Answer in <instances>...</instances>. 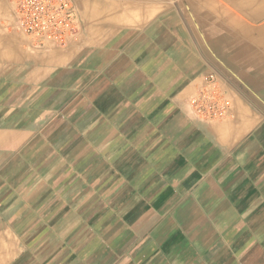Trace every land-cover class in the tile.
<instances>
[{
	"label": "crops",
	"instance_id": "crops-1",
	"mask_svg": "<svg viewBox=\"0 0 264 264\" xmlns=\"http://www.w3.org/2000/svg\"><path fill=\"white\" fill-rule=\"evenodd\" d=\"M262 1L76 0L61 48L0 11V264H264Z\"/></svg>",
	"mask_w": 264,
	"mask_h": 264
},
{
	"label": "built area",
	"instance_id": "built-area-1",
	"mask_svg": "<svg viewBox=\"0 0 264 264\" xmlns=\"http://www.w3.org/2000/svg\"><path fill=\"white\" fill-rule=\"evenodd\" d=\"M12 6L17 27L40 44L66 47L81 28L76 0H12ZM188 104L204 119L233 117L231 94L214 71L203 76Z\"/></svg>",
	"mask_w": 264,
	"mask_h": 264
},
{
	"label": "rangeland",
	"instance_id": "rangeland-1",
	"mask_svg": "<svg viewBox=\"0 0 264 264\" xmlns=\"http://www.w3.org/2000/svg\"><path fill=\"white\" fill-rule=\"evenodd\" d=\"M8 1L10 2L9 3L10 5L8 6V9H6V6H4V8L0 6V11H3L4 13H7L8 17H10V16L12 17V10H13L12 0H8ZM261 4L264 5V1H262ZM263 8H264V6H263Z\"/></svg>",
	"mask_w": 264,
	"mask_h": 264
},
{
	"label": "bare ground",
	"instance_id": "bare-ground-1",
	"mask_svg": "<svg viewBox=\"0 0 264 264\" xmlns=\"http://www.w3.org/2000/svg\"><path fill=\"white\" fill-rule=\"evenodd\" d=\"M248 2V1H247ZM0 6L4 8L6 6V9H8V6L10 5L8 0H0Z\"/></svg>",
	"mask_w": 264,
	"mask_h": 264
}]
</instances>
